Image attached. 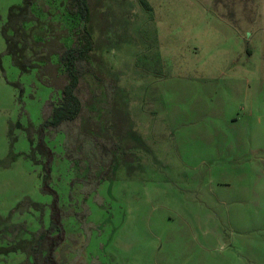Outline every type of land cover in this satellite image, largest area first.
Listing matches in <instances>:
<instances>
[{
    "label": "rangeland",
    "instance_id": "rangeland-1",
    "mask_svg": "<svg viewBox=\"0 0 264 264\" xmlns=\"http://www.w3.org/2000/svg\"><path fill=\"white\" fill-rule=\"evenodd\" d=\"M62 2H32L34 64L71 44ZM89 5L81 112L43 132L64 81L14 65L3 27L22 0H0V248L47 228L56 196L57 264H264V0Z\"/></svg>",
    "mask_w": 264,
    "mask_h": 264
},
{
    "label": "trees",
    "instance_id": "trees-1",
    "mask_svg": "<svg viewBox=\"0 0 264 264\" xmlns=\"http://www.w3.org/2000/svg\"><path fill=\"white\" fill-rule=\"evenodd\" d=\"M64 16L72 25L71 44L63 48L60 45H45L44 54L37 59L40 64H34L30 58L24 56L28 47L26 36L27 27L37 23L39 17L32 12L33 0H22V6H13L8 11V19L3 27V36L6 42V52L11 56L14 65L23 71H30L38 67L39 71L48 73L56 71L57 79H63L64 83L60 89V97L51 104V111L44 120L41 130H54L63 124L73 122L81 112V102L76 95L79 79L83 74V64L86 62L89 53L92 51V36L88 29L91 11L89 0H62ZM35 15V16H34ZM38 28V27H37ZM32 29V28H31ZM10 30L9 34L8 31ZM36 30V28H34ZM44 30L37 31L38 42L47 43ZM49 31V29H48ZM52 34V33H51ZM56 46V47H53ZM52 56H57L58 64L50 61ZM33 59V58H32ZM61 74V75H60ZM47 155L48 171L52 160L50 149L44 147ZM44 191L51 192L47 183ZM57 197H54L53 206L50 208L49 225L47 228L31 234L30 238L23 240L22 248L19 244L0 248V253L7 255L10 252H17L21 249L25 254V264H57L55 250L64 241L65 230L62 225V210L57 205ZM53 211V212H52Z\"/></svg>",
    "mask_w": 264,
    "mask_h": 264
},
{
    "label": "flooded vegetation",
    "instance_id": "flooded-vegetation-1",
    "mask_svg": "<svg viewBox=\"0 0 264 264\" xmlns=\"http://www.w3.org/2000/svg\"><path fill=\"white\" fill-rule=\"evenodd\" d=\"M47 173V172H46Z\"/></svg>",
    "mask_w": 264,
    "mask_h": 264
}]
</instances>
